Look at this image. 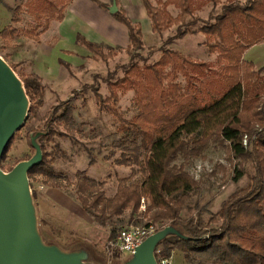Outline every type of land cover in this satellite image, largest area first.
I'll use <instances>...</instances> for the list:
<instances>
[{
  "label": "trees",
  "instance_id": "obj_1",
  "mask_svg": "<svg viewBox=\"0 0 264 264\" xmlns=\"http://www.w3.org/2000/svg\"><path fill=\"white\" fill-rule=\"evenodd\" d=\"M141 1L153 33L160 35L176 26L175 33L164 44L186 34L202 33L203 44L216 52L215 61L190 59L179 50L161 46L159 57L148 62L138 52L143 49L140 24L133 22L123 9L117 10L113 16L128 30L129 43L124 50L130 54V61L120 78L106 83L108 96H102L95 87L91 91L98 109L111 114L117 122L115 134L119 137L111 142L103 158L129 167V174L117 178L114 194L106 196L105 181L91 178L85 169L77 170L72 181L63 172L54 171L55 155L65 158V153L53 138L75 140L77 132L73 128L76 106L63 100L45 115L44 128L37 138L42 160L28 171L29 181L41 178L47 187H72L76 201L99 226L113 224L115 219L121 221L127 212L129 220L144 215L146 222L140 224L151 221L172 225L188 237H164L155 248L157 260L180 251L187 264H264V74L244 58L245 51L264 41V0ZM70 2L26 0L9 8L10 22L19 23L21 13H27L33 24L23 31L24 35L38 41L51 21L63 19ZM97 3L108 8L107 4ZM206 4H220L221 9L203 20L195 12ZM169 6L178 10L175 16L169 12ZM18 34L19 28L3 27V47L13 46ZM76 41L103 60L109 56L103 54L99 44L80 34ZM109 48L112 47L106 49ZM9 65L16 72V65ZM18 76L29 98L28 114L35 117L43 105L41 77L34 72ZM118 89L133 92L136 113L130 118L115 106ZM54 124L62 130L54 129ZM44 142H52L51 151L46 150ZM211 142L225 143L230 158L237 159L234 181L244 175L243 162L252 164L253 173L245 186L210 213L206 222L200 212L196 218H184L183 209L199 190L198 180L185 166L192 159H203ZM29 146L34 151L30 141ZM178 156L182 158L180 164L175 163ZM218 168L225 170L221 164ZM32 196L35 200L33 190ZM141 198L146 204L144 211H139ZM39 223L47 242L72 249V243L80 238L71 234L62 243L59 232L45 226L40 218ZM115 230L112 228L111 232Z\"/></svg>",
  "mask_w": 264,
  "mask_h": 264
},
{
  "label": "rangeland",
  "instance_id": "obj_2",
  "mask_svg": "<svg viewBox=\"0 0 264 264\" xmlns=\"http://www.w3.org/2000/svg\"><path fill=\"white\" fill-rule=\"evenodd\" d=\"M25 1H0V30L7 25L19 28V34L14 38L13 46L3 47L4 42L0 38V55L9 63L16 65L17 74L34 72L43 75L41 78L44 85L43 105L35 117L28 114L24 124L14 134L5 159L0 164L1 168L8 171L10 166H14L18 160L29 158L33 153L29 146L30 131L41 132L44 128L45 115L51 107L63 100H69L76 106L73 128L77 132L75 140L53 138V141L58 142L64 151L65 158H61L58 154V156L55 155L52 168L54 171L63 172L71 181L74 179L77 170L85 169L91 178L105 181V195L111 196L115 192L117 178L127 176L129 167L117 166L112 163V159L107 161L103 158L107 154L111 142L119 137L115 134L117 122L111 114L98 109L91 88H98L102 96H108L106 83L123 75L124 67L129 64L130 54L125 52L123 47L113 46L109 50L106 49V45L95 42L102 47L103 54L108 55L109 53L107 59L103 60L99 55L76 45L73 40L67 38L62 41L61 47L73 50L74 54L58 49L59 53L56 52L55 54L57 56H49L48 59L46 58L48 61H43L40 54L41 49H46L53 43L54 35L51 32H45L40 35L38 41L26 38L23 31L32 25L33 21L25 12L21 13L19 23L12 24L10 22L11 12L9 8ZM220 9V4L214 7L211 4H206L198 9L195 15L207 20L209 14L214 15L220 12ZM168 10L173 16L178 13V10L172 6H169ZM51 26H57V23L52 21ZM148 26V24L147 26L142 24L143 49L138 50L141 57L148 59V62L155 61L159 57V47L161 46L179 50L190 59L215 61L216 52H212L203 44L204 36L202 33L186 34L182 38L164 44V40L175 33L176 26L160 35L153 33L148 29ZM77 48L87 52L84 55L78 54ZM57 57L60 66L56 64ZM244 58L251 60L254 68L259 69L260 73L264 74V41L245 51ZM179 80L183 81V78L180 77ZM117 96L116 108L124 117H132L136 113L132 90L118 89ZM53 127L56 130H62V127L56 124ZM45 147L48 152L51 151L52 142L45 143ZM204 155L203 159H192L185 166L186 170L198 180L199 190L187 202L181 216L196 218L200 212L202 221L206 222L210 213L216 212L231 193L248 183L249 175L253 173V167L250 162H243L244 175L234 181L232 178L234 167L237 166V159L230 158L225 143L211 142L204 150ZM181 162L182 158L178 156L175 163L180 164ZM218 164L223 165L225 170L218 168ZM29 183L35 194L34 201H36L38 219L40 218L45 226L59 232L58 239L62 243H65L71 234H75L80 238L74 243L90 246L103 260L107 259L104 254V245L108 239L113 238L119 231L131 224L146 222L144 215L129 220L128 213L125 212L121 221L115 219L113 224L102 227L95 224L88 213L80 210L81 205L76 201L72 187L66 189L50 188L41 183V178L32 179ZM145 205L144 198H141L139 211H144ZM76 208L79 209L76 211ZM218 225L219 223L213 226ZM112 228L116 229L114 233L111 232ZM171 254L172 264H187L180 251L171 252Z\"/></svg>",
  "mask_w": 264,
  "mask_h": 264
},
{
  "label": "water",
  "instance_id": "obj_3",
  "mask_svg": "<svg viewBox=\"0 0 264 264\" xmlns=\"http://www.w3.org/2000/svg\"><path fill=\"white\" fill-rule=\"evenodd\" d=\"M117 11L113 0L109 12ZM29 98L22 80L0 55V159L15 132L24 124ZM30 134L32 155L4 171L0 166V264H157L155 248L167 235L188 238L172 225L147 236L128 258L101 259L83 243L72 249L47 242L40 228L37 206L32 196L28 171L42 160L37 138Z\"/></svg>",
  "mask_w": 264,
  "mask_h": 264
},
{
  "label": "crops",
  "instance_id": "obj_4",
  "mask_svg": "<svg viewBox=\"0 0 264 264\" xmlns=\"http://www.w3.org/2000/svg\"><path fill=\"white\" fill-rule=\"evenodd\" d=\"M97 1L107 4L108 8L100 6ZM115 2L117 10L123 9L133 22L140 24L141 31L142 24L144 26L148 24V29L151 30L150 22L141 0H117ZM110 3H112V0H71L64 9L63 19L59 22L55 21L57 26L53 27L51 26V21L49 28L45 31L51 32L54 35V41L46 49H41L42 60L44 61L52 55L53 57L57 56L55 54L58 52V49L74 54L73 50L61 47L62 41L67 38L73 40L76 45L85 48L76 41L77 34L82 35L86 40L93 43L97 42L110 47L119 46L125 48L129 43L128 30L124 24L113 16V13L109 12ZM85 12L87 13L85 14ZM77 49L78 54L81 55L87 52L80 48ZM56 64L60 66L58 57ZM37 74L42 78V74ZM77 209L79 208H76V211ZM80 210L84 211L81 206ZM174 252L172 251V253Z\"/></svg>",
  "mask_w": 264,
  "mask_h": 264
},
{
  "label": "built area",
  "instance_id": "obj_5",
  "mask_svg": "<svg viewBox=\"0 0 264 264\" xmlns=\"http://www.w3.org/2000/svg\"><path fill=\"white\" fill-rule=\"evenodd\" d=\"M163 224L147 222L146 224H131L118 232L116 236L106 241L104 254L107 259L128 258L135 248L150 234L162 229ZM157 264H172V254L159 257Z\"/></svg>",
  "mask_w": 264,
  "mask_h": 264
}]
</instances>
